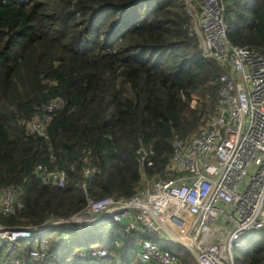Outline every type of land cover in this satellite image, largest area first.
Masks as SVG:
<instances>
[{"label":"trees","instance_id":"trees-1","mask_svg":"<svg viewBox=\"0 0 264 264\" xmlns=\"http://www.w3.org/2000/svg\"><path fill=\"white\" fill-rule=\"evenodd\" d=\"M224 1L230 43L264 57V0ZM222 72L202 56L179 0H0V193L23 187L21 208L0 215V228L68 219L86 197H131L141 149L152 152L145 174L169 179L173 142L217 113ZM56 98L63 105L45 137L29 134L26 123ZM37 166L64 170L65 186L42 185ZM42 239L48 258L34 263ZM137 243L109 219L65 224L11 246L0 239V264H80L75 255L94 246L107 256L87 264H144ZM232 254L234 264H264V228L241 236Z\"/></svg>","mask_w":264,"mask_h":264},{"label":"built area","instance_id":"built-area-1","mask_svg":"<svg viewBox=\"0 0 264 264\" xmlns=\"http://www.w3.org/2000/svg\"><path fill=\"white\" fill-rule=\"evenodd\" d=\"M193 21L202 56L223 70L219 76L218 110L215 116L186 141L175 140L169 179L149 178L152 152L139 150L141 187L128 198L93 199L65 220H49L39 228H0V238L14 244L28 241L53 227L97 225L107 219L124 234L138 237L137 260L144 264H181L162 243L179 244L197 264H234L233 245L249 231L264 228V57L248 47L233 45L226 34L225 1L179 0ZM196 96L192 98V105ZM63 105L56 98L43 106L44 116L26 123L29 134L45 137V125ZM42 185L63 188L67 174L57 168L37 166ZM85 177L95 168L82 169ZM86 191V182L81 184ZM23 187L0 193V215H15L21 208ZM144 234L151 238L144 237ZM41 240L29 258H48ZM107 256L93 247L75 255L87 264Z\"/></svg>","mask_w":264,"mask_h":264},{"label":"rangeland","instance_id":"rangeland-1","mask_svg":"<svg viewBox=\"0 0 264 264\" xmlns=\"http://www.w3.org/2000/svg\"><path fill=\"white\" fill-rule=\"evenodd\" d=\"M185 8V7H184ZM186 11V10H185ZM191 29L192 31L194 32L193 30V21L191 20ZM192 105V104H191ZM4 241L6 242L7 240L4 239ZM8 242V241H7ZM44 242L48 243V241L44 240ZM8 246H11L12 243L8 242L7 243ZM168 244V243H167ZM49 246V243L47 244V247ZM170 246V245H169ZM170 250L174 253H177L176 251H180L179 253H177L178 257L180 259L183 260V263L184 264H197L193 258V256L191 255V253L189 251H187L183 246L177 244V245H171L170 246Z\"/></svg>","mask_w":264,"mask_h":264},{"label":"clouds","instance_id":"clouds-1","mask_svg":"<svg viewBox=\"0 0 264 264\" xmlns=\"http://www.w3.org/2000/svg\"><path fill=\"white\" fill-rule=\"evenodd\" d=\"M38 237V236H37ZM1 239V238H0ZM1 240H3L4 241V239H1ZM33 240V239H32ZM42 240H46L47 241V239H42ZM7 242V241H6ZM8 243V242H7ZM39 245V244H38ZM94 247H96V246H94ZM93 248V247H92ZM101 248V247H100ZM91 249V248H90ZM89 250V249H88ZM84 251H86V250H84Z\"/></svg>","mask_w":264,"mask_h":264},{"label":"crops","instance_id":"crops-1","mask_svg":"<svg viewBox=\"0 0 264 264\" xmlns=\"http://www.w3.org/2000/svg\"><path fill=\"white\" fill-rule=\"evenodd\" d=\"M224 1V0H223Z\"/></svg>","mask_w":264,"mask_h":264}]
</instances>
